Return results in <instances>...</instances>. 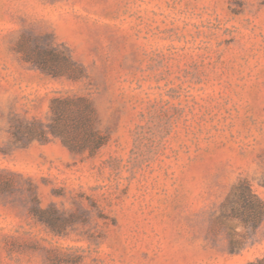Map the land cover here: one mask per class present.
Wrapping results in <instances>:
<instances>
[{
  "label": "rangeland",
  "instance_id": "374dc122",
  "mask_svg": "<svg viewBox=\"0 0 264 264\" xmlns=\"http://www.w3.org/2000/svg\"><path fill=\"white\" fill-rule=\"evenodd\" d=\"M24 38L81 77L25 61ZM72 95L97 152L15 139ZM0 173V264H264V219L223 216L243 180L264 201V0H0Z\"/></svg>",
  "mask_w": 264,
  "mask_h": 264
},
{
  "label": "trees",
  "instance_id": "16d2710c",
  "mask_svg": "<svg viewBox=\"0 0 264 264\" xmlns=\"http://www.w3.org/2000/svg\"><path fill=\"white\" fill-rule=\"evenodd\" d=\"M17 51L25 61L47 74L67 75L74 79L82 75V69L72 61L68 51L51 40L40 42L24 38L18 42ZM12 134L17 141L59 137L72 151L91 154L97 152L108 140L107 134L99 127V117L93 101L83 95L54 97L51 101V118L48 122L20 121L14 126ZM12 188H14L12 178L0 173V192ZM32 190L31 188L34 211L42 219L44 217L52 229L57 228L56 218L51 217L47 209L39 207V200ZM232 195L234 199L228 200L229 205L226 203V208L229 207L230 211L225 212L223 216L236 217L245 226L257 228L264 219V201L252 190L246 180L234 187ZM262 263L263 261H259L256 264Z\"/></svg>",
  "mask_w": 264,
  "mask_h": 264
}]
</instances>
